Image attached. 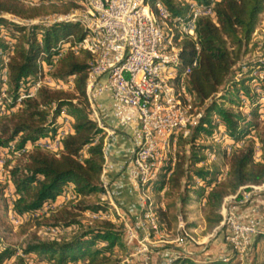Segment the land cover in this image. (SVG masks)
<instances>
[{"label": "trees", "instance_id": "1", "mask_svg": "<svg viewBox=\"0 0 264 264\" xmlns=\"http://www.w3.org/2000/svg\"><path fill=\"white\" fill-rule=\"evenodd\" d=\"M162 2L172 17L188 20L192 3L213 6V15L197 19L196 39L176 38L180 39L179 74L196 58L198 61L186 85L201 114H197L200 117L189 137H181L180 142L190 145V152L167 160L152 185L158 193L166 188L167 201L157 209L158 220L160 225L170 226L182 218L187 227H193L196 223H188L189 207L204 202L205 232L213 233L223 221L221 211L228 197L235 195L246 205L258 195L255 186L264 185V130L258 135L259 159L257 142L245 140L258 128L264 107V42L260 45L253 39L263 19L264 0ZM74 6L65 0H39L34 5L0 0V150L17 158L8 176L17 215L37 213L69 190L79 200L71 201L74 207L99 212L107 208V203L101 202L83 205L105 190L102 176L108 124L93 117L88 95L95 59L85 49L63 52L64 44L73 37L77 43L85 37L75 20L46 21ZM257 48L262 53L253 56ZM45 75L62 86L43 85L34 96L22 99ZM240 107H245V112ZM65 128L68 132L63 134ZM220 129L226 142L223 148L224 143L216 141ZM57 136L56 150L41 144L47 140L54 143ZM210 139L212 142L206 141ZM228 146L233 149L230 155ZM13 157L7 159V167ZM6 186L0 183V201ZM245 193L251 197L245 199ZM65 212L74 217L68 225L79 224L75 219L78 214ZM260 234L259 240L264 237ZM125 242L124 224L97 221L70 239L35 237L23 247L24 256L13 247H4L0 264H26V257L46 264H123L113 254ZM171 264H233V258L202 261L180 253Z\"/></svg>", "mask_w": 264, "mask_h": 264}, {"label": "built area", "instance_id": "2", "mask_svg": "<svg viewBox=\"0 0 264 264\" xmlns=\"http://www.w3.org/2000/svg\"><path fill=\"white\" fill-rule=\"evenodd\" d=\"M138 3L139 0H119L117 10L107 11V8H102L100 1L94 0V9H89V12L85 13H76V16H85L90 24L98 26L102 45H106L105 61L97 64L98 74L92 87L99 112L106 109L100 100L101 97L109 94L112 98L111 107L115 118L113 135L119 129H128L130 132L131 158L121 173L125 174L133 187L135 178L153 176L154 167L166 162L162 155L161 134L167 133L169 127H176L179 133L185 119L176 111L168 110L164 104L162 83H170L173 68L159 64V56H164L162 47L153 48V38H157L159 31L151 28L149 10L139 11ZM193 7L196 8V5ZM209 9H213V6L206 9L198 8V19ZM128 46H135L134 58H126ZM127 85H136L139 98L127 97ZM57 86L56 82L53 87ZM59 139L60 136H57L54 143L45 141L41 144L47 147L58 145ZM139 140H146V148H139ZM172 149L174 151V147ZM104 185L113 188V193L116 195L115 203L122 208L120 217L124 222L129 242L138 240L141 243L140 251H147L149 226L156 231L160 227L158 215H150L149 209H146L145 214H138L137 203L124 209L117 201L119 195L126 189L123 181L118 180L111 185L105 182ZM87 214L88 219L93 222L116 221L113 215H90L89 211ZM220 227L224 228L226 242L233 250L235 258L240 261L247 258L256 237L262 232L255 209L241 213L237 211L236 205L231 207L229 215H223ZM54 229L48 227L49 231ZM178 229L182 237L198 243L187 230L182 218ZM139 230L144 233L143 238H139ZM183 253L190 256L192 254L186 250ZM178 254L180 253L171 255L167 264H171ZM224 260L229 259L224 258ZM26 264H33V261L26 259Z\"/></svg>", "mask_w": 264, "mask_h": 264}, {"label": "rangeland", "instance_id": "3", "mask_svg": "<svg viewBox=\"0 0 264 264\" xmlns=\"http://www.w3.org/2000/svg\"><path fill=\"white\" fill-rule=\"evenodd\" d=\"M25 3L34 5L39 2V0H23ZM66 2H74L75 6L67 13H55L49 17L46 18V21L49 23L61 21L65 18V16L73 17L79 19L83 16H76V13H85L88 9V6H90L91 0H65ZM77 22V21H76ZM78 23V22H77ZM254 41L258 42L260 45L264 42V15L263 19L260 22L259 26L257 27L254 35H253ZM78 41L75 39V37L72 38L70 42H67L64 44V51L67 50H73V48L76 46V43ZM70 45V46H69ZM179 48V45H178ZM171 51V48L169 49ZM74 51V50H73ZM261 50L258 48L256 49V52L253 56H260ZM61 55V54H60ZM179 72V70H178ZM188 82V81H187ZM56 81H54L50 76L45 75L44 78L41 77L39 81L36 83L34 88L27 94H24L21 98L25 99L26 97L34 96L37 90L43 86V85H49L50 87H53L55 85ZM58 86L56 88H60L62 84L60 82H57ZM32 93V94H31ZM29 96V97H30ZM187 98L189 99L187 101L188 105L190 106L191 112L193 114H201L199 111V108L195 105V98L192 95V93L189 91L187 86ZM261 101L264 102V97L261 98ZM237 108V106H233ZM240 110H243L245 112V107H240ZM200 115H197V120L199 119ZM66 118V122H67ZM196 120V122H197ZM195 122V123H196ZM258 128L252 132L245 138L246 141H249L251 139H254L256 144V158L259 159L261 156V150H260V144L258 143V135L261 131L264 130V107L262 109V115L257 119ZM195 125V124H194ZM190 132L188 135L183 136L180 135L176 142V148L173 151V156H169L168 159H175L178 154H184L190 152V145L185 142H180L181 137L183 139H187L191 133V127ZM67 130V128H65ZM63 130V134L67 133L68 131ZM49 141V140H47ZM207 142H212V139ZM217 143L223 144L222 148L225 147L226 142H224V138L222 135V129L218 130ZM59 143V141H58ZM59 145V144H58ZM58 145H51L49 148L56 150L59 146ZM239 145H242V143H239ZM238 145V146H239ZM27 149H30L28 147ZM233 149L229 146L227 147V153L230 155L232 153ZM175 153V156H174ZM13 156H8V154L0 150V183L2 185H7L4 198L0 201V249H3L4 247H13L17 250V254L21 255L23 254V247H25L29 242L33 241L35 237L42 239V240H48V239H70L75 233L82 231L83 229L87 227H93L96 225V222L99 221H91L88 219L86 215H88V211L90 215H113L115 218V224L122 225L124 224L123 220L121 219L120 215L118 214L117 210L110 206L107 203V208L102 209L103 211H92V210H81V208L74 207L73 204H71L73 201L74 204L77 203L79 200L75 198L74 194L71 190L67 191L65 195H62L60 199L55 201L54 203L47 204L42 210H40L37 213H28L24 215H17L13 208H12V201L13 196L11 193V186L8 180L9 176V169L17 163V158H12L11 163L6 166L7 159H11ZM212 160L215 159V156L211 158ZM225 161H227L225 159ZM167 163V160L165 163L161 164V167ZM162 168H160L161 171ZM227 169V167H225ZM158 172V175L160 173ZM164 188L161 192H156L154 187L151 186L148 191H146L145 198L147 199L148 203H153L154 211L157 215V209L158 207L155 205L154 200L157 202L158 206L159 203L163 202L164 205L166 203V196L164 195L165 192ZM141 190V188H140ZM142 192V190H141ZM254 192L260 194H264V185L261 186H255ZM154 200L152 199V197ZM148 196V197H147ZM251 197L249 193H245V199ZM150 198V199H149ZM228 198L225 201V204L222 208V215H229V212L231 211V207L236 205L242 206V201L237 200V196L233 195V198ZM105 203L101 197H91L87 199L85 204L83 205H93L98 203ZM251 202V201H250ZM248 204V203H247ZM141 213L145 209V206H143L141 201ZM190 213H189V219L188 223L193 224L196 223L193 227H187V230L189 233L194 237L198 243L194 242L190 238H184L181 236L180 231L178 229L179 223L175 224L172 223L170 226H167L166 224L160 225L159 229L156 231L151 226H149L148 234H149V240L147 241V251H140L141 250V243L138 240H134L133 242H129L126 230H125V243L126 245L124 247L118 248L114 254L113 257L120 259L123 264H167L168 258L176 253H183L184 250L187 252H191V256L198 259V260H205L210 258H228L231 260L233 258V264H264V237L259 240V236L256 237L255 242L252 244V247L250 249L249 255L244 261H240L235 258L233 250L228 246L226 239H225V231L224 228H221L219 230V227L213 232V233H206L205 227V211L206 207L204 202H194L190 207ZM62 209V210H61ZM64 209V210H63ZM65 209L67 211H71L74 214H78L75 219L77 218L78 222L75 224H71L72 215H69L65 212ZM252 209H255V215H257V208L251 207L247 211H241L242 212H249ZM238 211V210H237ZM239 212V211H238ZM140 213V214H141ZM260 221V226L262 229V232L264 233V215H261L258 217ZM125 226V225H124ZM187 226V225H186ZM48 227L55 228L54 231H49ZM125 229V228H124ZM139 238H143L144 233L142 231H138ZM264 236V234H262ZM181 236V237H180ZM180 237V239H179ZM258 239V240H257ZM258 241L261 242L259 247V250L256 243ZM100 246V245H99ZM175 250V251H173ZM173 251V252H172ZM257 252V256L253 257L251 254ZM24 255V254H23ZM28 261H33V264H46L41 263L36 259L35 257H26ZM228 260V261H229ZM77 264H84V261L79 262Z\"/></svg>", "mask_w": 264, "mask_h": 264}, {"label": "bare ground", "instance_id": "4", "mask_svg": "<svg viewBox=\"0 0 264 264\" xmlns=\"http://www.w3.org/2000/svg\"><path fill=\"white\" fill-rule=\"evenodd\" d=\"M98 1H100L102 8H107V11L117 10V4H119V0ZM193 5L196 4L193 3L191 5V17L188 20H185L182 17H172L168 11H164L166 8L164 7L162 0H156L153 5L148 4L147 0H139L138 3L139 11H146V9L149 10L151 28H155V30L159 31L157 38H153V48L162 47L164 55L159 56V64L166 68H173L172 77H170V83H162L164 104L168 110H174L177 112V114H181L183 117H185L179 133L176 127H169L167 133L161 134L162 155L165 158V161L169 160L168 157L170 155L173 156L172 147H174V149L176 148L178 136L188 135L190 132L189 127H192L193 123H195L197 120V116L191 112L190 106L188 105L189 102L187 103L189 99L187 98L186 81L189 78L192 69L198 65V61L196 58L191 65L186 66L182 73L179 74L178 68L181 64V59L178 55L179 49L177 44L178 40L181 38L190 37L196 39L198 8L206 9L208 7L196 5L195 8ZM89 9H94V0L90 1V6H88L86 12H89ZM203 15H213L212 9L204 12ZM65 19L77 21L85 33L84 39L81 42L76 43V46L73 48V50L78 52L80 49H85L91 52L94 56L95 60L89 78L88 95L92 106H95L97 99L92 86L94 84V79H96L98 74L97 64L105 61L106 45H102L98 26L90 24L85 16L80 17L79 19L66 16ZM177 36L180 37V39L176 40ZM170 48L171 51L169 50ZM134 57L135 46H128L126 48V58ZM182 83L184 86H182ZM127 97L139 98V90L136 89V85H127ZM139 148H146V140H139ZM161 164H157V167H154L153 176L135 178V182L141 188L144 196L146 195V191L150 189L157 179V174L160 171ZM144 200L146 201V209H149V214L156 215L153 203H148L146 198ZM146 209L144 214L146 213Z\"/></svg>", "mask_w": 264, "mask_h": 264}, {"label": "crops", "instance_id": "5", "mask_svg": "<svg viewBox=\"0 0 264 264\" xmlns=\"http://www.w3.org/2000/svg\"><path fill=\"white\" fill-rule=\"evenodd\" d=\"M100 100L104 104L106 109H102L99 112L98 103H96V105L93 106V117L97 119L100 123H102V121H105L108 124V126L106 127V132H107L106 147H105L106 167H105V170L102 176L103 184L105 182H108L111 185L115 181H118V180L123 181L126 184V189L122 191L117 201L122 205L124 209L125 208L127 209V207L133 203L134 204L137 203L138 204V214H140L141 213V206H140L141 201H142L143 206H145L146 204V201L144 200L145 196L141 192L140 187L137 185L136 182L133 187L131 182L126 178L125 174L121 173V170L125 166H127L131 158L132 139L130 136V132L128 129H119L113 135L112 127L114 126L115 118H114L113 110L111 107L112 98L109 94H106L102 96ZM67 122H69L68 119H67ZM66 131H68V129ZM109 145H110V148H109ZM104 188H105L104 192H102V194L100 195L101 199L104 201V198H105L104 202L114 207L117 210L118 214L122 215V208L118 207V205L115 203L116 195L115 193H113V188L111 186H106V185H104ZM61 197L62 196H60L58 199H60ZM229 198H233V197L231 196L228 197V200H230ZM152 199L154 200L153 197ZM154 202L157 207L164 206L163 202L159 203V206L155 200ZM251 207L253 208L255 207L258 209L257 211L258 217L261 215H264V194H260V195L258 194L254 196L251 202H249L246 205L237 206V210L239 212L247 211ZM145 209H146V206H145ZM145 209L142 211L141 214H144ZM260 244L261 242L258 241V243H256L257 247L260 246ZM257 250H259V247ZM257 252L259 251H255V253H252L251 255L255 257L258 254ZM205 260H202V261H205Z\"/></svg>", "mask_w": 264, "mask_h": 264}, {"label": "water", "instance_id": "6", "mask_svg": "<svg viewBox=\"0 0 264 264\" xmlns=\"http://www.w3.org/2000/svg\"><path fill=\"white\" fill-rule=\"evenodd\" d=\"M221 229V227H219V230Z\"/></svg>", "mask_w": 264, "mask_h": 264}]
</instances>
